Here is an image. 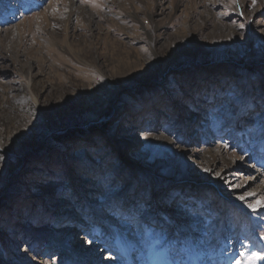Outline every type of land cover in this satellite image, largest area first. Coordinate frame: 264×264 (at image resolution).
Wrapping results in <instances>:
<instances>
[{
    "label": "rangeland",
    "instance_id": "rangeland-1",
    "mask_svg": "<svg viewBox=\"0 0 264 264\" xmlns=\"http://www.w3.org/2000/svg\"><path fill=\"white\" fill-rule=\"evenodd\" d=\"M263 178L264 0H0V264H264Z\"/></svg>",
    "mask_w": 264,
    "mask_h": 264
},
{
    "label": "bare ground",
    "instance_id": "bare-ground-1",
    "mask_svg": "<svg viewBox=\"0 0 264 264\" xmlns=\"http://www.w3.org/2000/svg\"><path fill=\"white\" fill-rule=\"evenodd\" d=\"M67 1L72 5V4L74 3L75 0H67ZM223 155H224V154H223ZM259 177H262V174H261V176L258 175V178H259ZM263 182H264V178H263ZM261 224H262V223H261L259 220H257L256 218H254V220H253V225L255 226V228L261 226ZM250 235H251L252 240L255 241V242H257L258 247H260V246L262 247L261 242H260L259 240L255 239L256 237L254 236V234L250 233Z\"/></svg>",
    "mask_w": 264,
    "mask_h": 264
},
{
    "label": "snow or ice",
    "instance_id": "snow-or-ice-1",
    "mask_svg": "<svg viewBox=\"0 0 264 264\" xmlns=\"http://www.w3.org/2000/svg\"><path fill=\"white\" fill-rule=\"evenodd\" d=\"M255 4V0H253V5ZM243 199V198H242ZM257 205L258 206H261V207H264V202H261V201H258L257 202ZM249 207H252L253 210H255L256 206H253V205H249ZM259 259H264V257H258Z\"/></svg>",
    "mask_w": 264,
    "mask_h": 264
}]
</instances>
